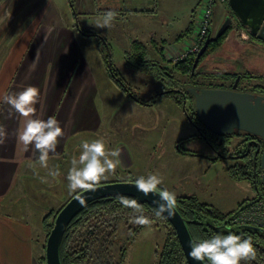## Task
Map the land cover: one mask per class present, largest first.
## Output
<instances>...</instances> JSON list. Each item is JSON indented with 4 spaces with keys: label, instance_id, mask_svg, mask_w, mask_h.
Segmentation results:
<instances>
[{
    "label": "rangeland",
    "instance_id": "1",
    "mask_svg": "<svg viewBox=\"0 0 264 264\" xmlns=\"http://www.w3.org/2000/svg\"><path fill=\"white\" fill-rule=\"evenodd\" d=\"M109 8L115 9L117 13L112 26L97 28L95 25ZM198 12L199 7L196 11L197 18ZM192 13L191 0H0V97L34 86L39 89L36 109L37 111L44 109L48 96L45 92L46 84L50 85L51 74L53 78L56 74L55 69L51 70L52 64L57 66L65 57L66 62L63 64H70L72 67L79 61L80 56V63L88 60L95 71L99 67L98 72L102 75V72L105 73V61L109 53L112 65L119 71L120 77L133 90L132 92L138 98L154 103V99L158 97L155 95L144 97L143 92L148 83L144 75H149L150 72L142 67L137 69L130 65L126 60V52L134 40H139L148 47V58L162 63V59L156 56L158 53L154 50L151 40L155 39L161 43L162 37L172 44L177 43L178 47L184 46L193 39L196 31H192L186 38L177 39V36L187 27ZM230 13L226 2L216 3L211 26L212 35H215ZM196 26L198 27L197 23ZM197 27L194 28L197 30ZM71 31L74 35L77 34L78 38H75ZM59 32L60 36L58 38L55 36L52 43L48 38ZM89 33L92 35H87ZM256 37L239 23L237 17H234L221 46L202 59L197 69L199 75L196 84H191L187 76L175 73L172 88L187 89L191 93L189 89L193 87L196 91H201L206 86L219 84L220 73L235 69L236 64L242 70V66L246 67L249 59L255 57L254 52L257 48L253 45H261L259 42L262 40ZM42 40L43 48L39 49ZM48 41L51 43L47 52ZM24 42V48L20 52L19 48ZM55 43L58 49L56 54ZM79 47L81 52L78 50ZM262 47L264 49L263 45ZM183 50L175 55H165L166 59L162 65L171 68L174 63L181 60L175 61L172 57L181 54ZM34 56L36 61L40 59L41 61L36 68H30L29 63ZM250 70L252 73V68ZM61 76L60 74L59 77ZM101 85L102 92L97 104L104 118V125L108 122L104 130H107L111 142L114 138L119 139L134 149L135 164L131 170L116 171V175L105 176L100 183L135 181L140 176L146 177L157 173L163 180L158 190L167 189L176 195H195L201 201L211 203L225 212L237 208L239 204H249L257 197H262L258 200H261L264 206V193L258 195L254 192L252 182L234 180L227 171L229 166L248 162L247 158L237 161L223 157L234 154L237 158V154L245 150L244 141L240 146H235L239 139L231 138L229 148L218 146L223 156L218 155L193 125L183 105L173 99L159 96L160 100L154 107L148 109L142 106L146 104L134 99L141 106L119 101L120 96L117 93H108L103 82ZM166 87L171 86L163 84L161 90ZM191 94L193 97H188L186 107L193 117L196 107L195 96ZM1 104L5 109H11L2 101ZM153 116L158 123L152 130V125L148 123H152ZM201 130L204 131L202 128ZM184 155L192 157V161L190 158H186L189 160L181 158ZM1 187L0 183V205H11V200L16 199L15 195L11 197V194L7 193L8 196L3 199ZM73 194L74 192L66 190L65 197H61L60 194L56 198V203L50 202L53 208L42 210L41 214L36 212L37 209H33L34 213L30 214L36 264H42L39 258L45 254L49 234L45 227V215L50 211L57 213ZM21 205L22 203L18 201L12 208L16 210ZM48 221L51 222L52 218L48 217ZM129 226L130 224L124 222L118 226L111 250L114 257L119 259L120 250L124 249L123 264H157L156 251L160 250L164 243L166 226L153 222L137 235Z\"/></svg>",
    "mask_w": 264,
    "mask_h": 264
},
{
    "label": "crops",
    "instance_id": "2",
    "mask_svg": "<svg viewBox=\"0 0 264 264\" xmlns=\"http://www.w3.org/2000/svg\"><path fill=\"white\" fill-rule=\"evenodd\" d=\"M200 1L201 0H191V9L193 13L187 27L180 32L177 39L187 37H182V33H184L190 25H193L192 31L195 30L197 21L196 11L198 10ZM226 3L230 8L229 0L226 1ZM108 10L115 11V9L112 8ZM232 13L234 12L232 11ZM238 20L245 26L239 18ZM60 34L61 32L48 39L50 41L52 40L53 43L55 36L58 38ZM72 35L78 38V35H74L73 32ZM44 39L45 38H43V40ZM48 39L46 38V40ZM160 39L162 41L161 43L156 42L155 39L151 40V43H154V50L158 53L156 56L159 58L167 54L175 55L188 45V42H186L184 46L178 47L177 43L172 44L168 42L166 38L161 37ZM43 40L39 45V49L43 48ZM260 41L262 43L259 41L257 42L261 45H253L257 48L256 50L254 49L255 57L250 58L248 62L252 69H264V49L262 47V45L264 46V40L262 39ZM47 43H49L46 50L48 52L51 42L48 41ZM24 44L25 42L22 47L19 48L20 52L23 50ZM156 45L161 47L159 52L156 49ZM57 50L55 43L54 54L57 53ZM78 50L81 52L80 47ZM158 57L156 59H158ZM40 61H36L34 56L29 63V67L36 68L40 64ZM64 62H66L65 57L61 59L60 64H57V66L52 64L53 67L51 70L53 71L55 69L56 74L55 78H53V74H51L52 78L50 80V85L47 83L45 87V92L48 93L47 103L44 109L36 111L37 118L46 120L49 116H55L64 129V136L59 139L56 152L49 154L47 168L40 166L38 160L39 153L36 152L32 146L29 147L27 152L18 149L16 134L18 128L21 126L22 118L15 113L13 109L8 110L5 109L2 104L0 105V125L4 126L7 133L5 142L0 144L1 190L4 195L3 199L8 196L7 193H9V195L11 194V197L14 195V197H16L15 200H11V205H0V264H36L33 253L34 239L31 232L33 225L32 222H30V214L34 213L33 209H37L36 212L41 214L42 210L53 208L50 202L56 203V198H58L60 194L61 197H65V191H69L67 175L71 168V160L73 157L79 158L82 151V142H91L95 139L103 138L106 142L107 149H121L122 155L119 157L120 163L117 165L114 172L106 173L105 176H110L112 174L116 175V171L131 170L135 164L134 149L132 150L129 144L126 145L119 139L114 138V141L111 142L107 130H104L108 122L104 125V118H102L97 104L98 97L102 92V82L103 86L106 88V92H115L120 96L119 101L126 103L131 102L132 105L136 106L139 103L128 96L110 76L106 68L104 69L105 73L102 72V75H100L98 72L99 67L96 68L95 71L94 66L86 59L83 64L80 63V56L79 61L74 63L72 67L69 66L70 64L64 65ZM60 74L62 75L61 78L59 77ZM144 76L148 82L146 84L147 86H145L146 89L143 90L144 97L146 95L148 97L154 96L161 91V87L164 84L163 79H158L151 74H146ZM157 97V99H154V103L149 102L148 105L142 106L151 109L154 107L155 103L160 100L159 96ZM2 107L3 109H1ZM157 123L158 122L153 116L152 123L149 122L148 125H152L153 130ZM110 124L114 126L113 123ZM100 131L101 134L99 133ZM181 158L185 160H189L186 158H190V161H192V157H189V155H184V157ZM199 159L201 161L203 160V158ZM49 171H58L59 174L53 177L49 175ZM179 195L182 194H177L176 196ZM34 198L38 200H34ZM18 201L21 202L22 205L14 210L12 207Z\"/></svg>",
    "mask_w": 264,
    "mask_h": 264
},
{
    "label": "trees",
    "instance_id": "3",
    "mask_svg": "<svg viewBox=\"0 0 264 264\" xmlns=\"http://www.w3.org/2000/svg\"><path fill=\"white\" fill-rule=\"evenodd\" d=\"M230 26L218 39L211 40L209 42V45L204 54L201 56L195 70H193V63L197 53L186 56L185 58L174 63L172 67L169 68L165 65H162V63L165 62V56L161 57L162 63H160V61L158 62L153 59H149L148 47L138 40H134L130 49L126 52V60L130 65L136 68H144L150 72L151 75H154V77L163 79L164 84L171 86L161 90L155 96H166L173 99L176 103L183 105V108L185 109L189 119L193 125L198 128L200 134H202L201 128L204 131L206 130L205 125L198 117L197 112L194 111V115L192 117L191 113L186 107L187 99L188 97L192 96V94L188 92L187 89H181L177 87L172 88V85L174 84L173 79L175 73H180L184 76H187V79L191 84H196V78L199 75L197 69L202 59L211 51L221 46L227 36V33L229 32ZM78 29L81 30L79 26ZM192 29L193 25H190L186 31L182 33V37H186L191 34ZM87 35H92V33ZM208 36H214L212 35L211 28L207 37ZM156 49L159 52L161 47L156 45ZM170 62L171 61H169V63ZM105 63L110 76L128 94L129 97L146 105L149 104V102L138 98L128 87L123 78L120 77L119 71L112 65L111 54L108 53ZM210 134L213 135V133ZM216 141L217 138L215 139V142ZM227 171L229 176L234 180H248L253 184L255 183V181L251 178L252 163L249 161L242 165L229 166ZM120 196H124L129 199H135L137 203L143 207L144 215L149 217L152 223L155 222L158 225L163 224L166 226L167 233L164 243L161 249L156 251L157 264H188L185 253L178 239L177 232L171 221L165 216L157 218L155 216V206L146 201L141 202L136 197L129 195H115L113 197L97 199L82 207L65 229L60 244L61 263H124V249L120 250L121 254L119 259H116L111 251L113 241L117 236L119 224L121 222L130 224L129 228L133 230L136 235L139 234L146 226H140L129 222L130 218L134 216L135 213L132 209L125 208L123 205H121L119 202ZM259 198L262 197H257L251 202H255ZM245 205L246 203L239 204L237 208L225 212L211 203L201 201L195 195H179L176 196L175 206L184 217L194 240L201 241L203 239L210 238L217 233L227 235L229 231L234 232L237 235H241L244 238L250 236L252 238L253 245L257 250V259L255 261L249 262V264H264V227L255 225L253 223H242L234 220V215L239 210L244 208ZM56 214L57 213L50 211L44 217V220L46 221L45 227L47 234L53 227ZM48 217L52 218L51 222H47ZM39 261L42 264H47L46 255L44 254L41 256ZM205 262L206 264H209V261L205 260ZM242 264H244V262H242Z\"/></svg>",
    "mask_w": 264,
    "mask_h": 264
},
{
    "label": "clouds",
    "instance_id": "4",
    "mask_svg": "<svg viewBox=\"0 0 264 264\" xmlns=\"http://www.w3.org/2000/svg\"><path fill=\"white\" fill-rule=\"evenodd\" d=\"M117 13L113 10L106 11L102 19L95 25L97 28H110ZM39 99V89L34 86L25 87L22 91L14 94H5L0 97V101L8 104L21 118V126L17 130V147L23 152H27L32 146L39 153L38 160L41 167H48L49 154L55 153L59 144V139L64 136V129L55 116H49L46 120L36 117V105ZM7 138V133L3 125H0V144ZM82 151L79 158L73 157L71 168L69 169L67 180L68 188L71 192L95 190L106 173L115 171L120 163L119 157L122 155L121 149L109 150L103 138L95 139L91 142H82ZM58 171H49V175L55 177ZM43 180V178H42ZM46 182V181H45ZM163 183L162 177L157 173L140 176L135 180L136 190L148 196L157 194L159 199L156 204L155 216L163 217L174 214L176 205V194L167 189H159ZM83 203L81 197H77ZM119 202L125 208H130L135 215L129 220L130 223L147 226L152 221L144 215L143 207L135 199L124 196L119 197ZM191 251L188 255L195 261L207 260L209 264H249L257 259V250L253 245L252 238L237 235L229 231L227 235L214 234L210 238L203 239L190 244Z\"/></svg>",
    "mask_w": 264,
    "mask_h": 264
},
{
    "label": "water",
    "instance_id": "5",
    "mask_svg": "<svg viewBox=\"0 0 264 264\" xmlns=\"http://www.w3.org/2000/svg\"><path fill=\"white\" fill-rule=\"evenodd\" d=\"M229 5L242 23L250 29V32L264 40V0H229ZM231 22V16L227 15L215 35L206 38L204 44L196 54L193 70L196 69L209 42L223 35ZM189 90L195 96L197 115L208 130L215 134H225L233 130L236 126L243 127L260 136L264 141V128L256 129L252 127L254 126L252 124H248L250 125L249 127H244L246 125L240 123L242 118L245 117L243 114L245 96L242 93L216 88H204L201 91H196L193 87ZM252 115L255 116L254 119H256V113L254 114L252 112ZM253 124L258 125V123ZM261 166L264 167V149ZM262 182L264 185V174L262 175ZM115 195L133 196L139 201H146L155 207L156 204L154 201L159 199L158 193L144 196L143 193L138 192L136 190L135 181L132 180L99 183L95 190L87 192L78 190L60 208L55 216L53 227L48 234L45 245L47 264H62L60 259L61 240L67 225L77 212L94 200L113 197ZM77 197H81L84 202L80 203ZM164 216L173 224L188 264H201V262L193 260L188 255L191 251L190 244L192 242H198V240L192 238L187 223L177 207L175 206L172 216H168L167 213H165ZM203 264H206V262L203 261Z\"/></svg>",
    "mask_w": 264,
    "mask_h": 264
},
{
    "label": "flooded vegetation",
    "instance_id": "6",
    "mask_svg": "<svg viewBox=\"0 0 264 264\" xmlns=\"http://www.w3.org/2000/svg\"><path fill=\"white\" fill-rule=\"evenodd\" d=\"M228 15L231 16L232 21L233 18L236 17L235 14L232 13V10ZM245 28L249 31V33H251L248 27ZM234 68L235 69L231 68V70L223 71L218 75L221 81L219 84L206 86L204 88L232 90L234 92L242 93L245 96V106L243 107V114L245 117L242 118L240 123L242 125H246L244 127H249L250 125L248 124H252L254 125L252 127H255L256 129L264 128V69L253 68L251 73L249 64H247L246 67L242 66V70H240L241 68H239L237 64ZM252 112L254 114L256 113V119H254L255 116L252 115ZM253 123H258V125ZM210 133L213 132L206 128V130L202 132L203 138L218 155H222L218 146L229 148L228 146L231 142V138L237 137L239 139L235 146H240L241 142L244 141L243 144L245 143L244 145H246V147H244L245 150L241 153H238L237 158H235L236 156L234 154L222 156L230 157L232 159H236L237 161L247 158L248 161L252 163L251 178L255 181L253 184L254 192L261 196L264 193V185L262 182L264 167L261 166L264 141L260 138V136L248 131L243 127L237 126L225 134L213 133L212 135ZM216 138L217 141L215 142Z\"/></svg>",
    "mask_w": 264,
    "mask_h": 264
},
{
    "label": "built area",
    "instance_id": "7",
    "mask_svg": "<svg viewBox=\"0 0 264 264\" xmlns=\"http://www.w3.org/2000/svg\"><path fill=\"white\" fill-rule=\"evenodd\" d=\"M227 0H201L199 5V16L197 18V30L193 39L188 42V45L181 54L173 56V60L183 59L186 56L198 53L204 40L209 34L212 26L215 5L217 2H226ZM234 220L242 223H253L264 227V206L261 200L246 204L244 208L239 210L234 215Z\"/></svg>",
    "mask_w": 264,
    "mask_h": 264
}]
</instances>
